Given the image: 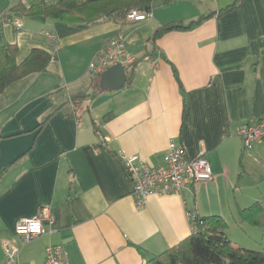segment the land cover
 Masks as SVG:
<instances>
[{
    "label": "crops",
    "instance_id": "crops-1",
    "mask_svg": "<svg viewBox=\"0 0 264 264\" xmlns=\"http://www.w3.org/2000/svg\"><path fill=\"white\" fill-rule=\"evenodd\" d=\"M58 1L0 0V47L16 45L17 63L33 49L51 56L44 72L0 93V264L4 245L16 250L15 264H45L49 246L63 247L69 264H145L190 236L187 212L226 222V210L238 221L240 209L264 208V145L244 152L237 136L241 125L264 118V0H243L155 43L149 40L158 27L186 25L236 0L158 1L146 21L108 19L87 29L10 13ZM111 38L135 62L123 66L125 86L101 91L89 63ZM96 89L70 109L68 96ZM170 143L188 160L202 151L213 180L136 208L119 154L157 168ZM43 206L51 213L48 233L24 242L15 225Z\"/></svg>",
    "mask_w": 264,
    "mask_h": 264
},
{
    "label": "trees",
    "instance_id": "trees-1",
    "mask_svg": "<svg viewBox=\"0 0 264 264\" xmlns=\"http://www.w3.org/2000/svg\"><path fill=\"white\" fill-rule=\"evenodd\" d=\"M158 1L170 2V0H59L55 4H41L28 9L15 7L10 9V13H21L27 18L42 16L58 25L87 29L108 19L124 21L130 10L151 11L152 6ZM242 1L236 0L218 12L199 16L186 25L181 22L164 24L154 31L149 41L155 43L164 35L174 31H191L210 18H219L231 12ZM17 53L16 45L0 47V93L12 83L30 74L44 72L51 60L50 54L46 51L33 49L22 62L17 63ZM173 73L178 80L176 72ZM129 81L130 77L127 78V83ZM99 93L100 91L96 89L89 95L71 97V99L93 98ZM64 116L76 118L74 112H65ZM109 118L108 114L103 120L107 121ZM238 221L254 227L264 226L262 205L254 203L240 209ZM226 229L227 223L220 216H198L195 231L190 236L166 251L152 256L145 264H264V251L255 252L235 246L226 237Z\"/></svg>",
    "mask_w": 264,
    "mask_h": 264
},
{
    "label": "built area",
    "instance_id": "built-area-1",
    "mask_svg": "<svg viewBox=\"0 0 264 264\" xmlns=\"http://www.w3.org/2000/svg\"><path fill=\"white\" fill-rule=\"evenodd\" d=\"M152 17L151 11L130 10L125 17L128 22H143ZM16 28L20 22H14ZM54 40L55 37L44 33ZM135 62L132 55L126 50L123 42L118 38H111L106 47L91 60L89 72L93 77H99L108 68L120 64L128 66ZM70 109L74 111L78 102L68 96ZM237 136L240 139L242 151L249 152L255 147L264 145V118L255 123H246L238 128ZM125 172L132 183V201L136 208L145 206L152 196L180 195L187 184L198 185L213 180L210 167L202 151L196 158L188 160L184 150L170 143L163 164L151 168L143 164L135 156L119 154ZM190 225L191 233L195 231L198 215L195 212L185 214ZM51 223V213L48 207H40L35 215L23 218L15 225V234L24 242H29L48 231L46 225ZM5 260L3 264H15L16 250L8 245L3 247ZM45 264H69L67 253L61 246H49L45 250Z\"/></svg>",
    "mask_w": 264,
    "mask_h": 264
},
{
    "label": "rangeland",
    "instance_id": "rangeland-1",
    "mask_svg": "<svg viewBox=\"0 0 264 264\" xmlns=\"http://www.w3.org/2000/svg\"><path fill=\"white\" fill-rule=\"evenodd\" d=\"M264 209V208H263ZM227 229L225 234L228 235L231 241L237 243L238 246L255 252L264 251V226L247 227L251 232H243L239 227L237 217L231 218L230 212L226 210ZM244 228V227H243ZM245 230V229H244Z\"/></svg>",
    "mask_w": 264,
    "mask_h": 264
},
{
    "label": "water",
    "instance_id": "water-1",
    "mask_svg": "<svg viewBox=\"0 0 264 264\" xmlns=\"http://www.w3.org/2000/svg\"><path fill=\"white\" fill-rule=\"evenodd\" d=\"M21 18L22 16L19 15ZM31 21L45 24V18L42 16H35L30 18ZM127 76L122 65L117 64L105 70L99 77V89L101 91L118 90L125 86Z\"/></svg>",
    "mask_w": 264,
    "mask_h": 264
}]
</instances>
